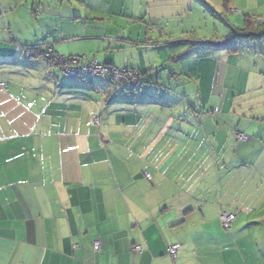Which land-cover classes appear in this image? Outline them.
I'll list each match as a JSON object with an SVG mask.
<instances>
[{"label": "crops", "instance_id": "obj_1", "mask_svg": "<svg viewBox=\"0 0 264 264\" xmlns=\"http://www.w3.org/2000/svg\"><path fill=\"white\" fill-rule=\"evenodd\" d=\"M130 1L34 0L14 18L0 0L11 10L0 14V264H247L238 227L198 226L233 212L217 195L233 183L221 173L232 157L228 55L207 41L183 49L188 66L141 60L170 47L149 43L157 29H119V17L146 24L145 14L172 36L167 24L183 6L142 0L147 13L128 17ZM41 45L62 57L97 49L101 64L142 73L144 88L122 95L107 76L68 78L26 55Z\"/></svg>", "mask_w": 264, "mask_h": 264}, {"label": "rangeland", "instance_id": "obj_2", "mask_svg": "<svg viewBox=\"0 0 264 264\" xmlns=\"http://www.w3.org/2000/svg\"><path fill=\"white\" fill-rule=\"evenodd\" d=\"M135 1H138L136 9L133 5ZM179 1L183 6L182 17L174 18L167 24L168 32L172 36L159 35L158 27L160 26L150 24L151 22L145 19L146 15L144 13L148 11L146 2L131 0L130 3L127 2L122 7L125 8L124 12L128 13V17L129 13L132 12L133 14H144L143 20L147 22H145L146 24L134 23L133 20L130 22V19L121 16L116 21L119 24L118 26H121L119 29H126L124 30L126 33L133 31L134 34H138L140 29L144 28L147 29L146 33L149 35L157 29V33L153 36L154 40L149 43L167 44L170 47L168 52L166 49L151 52L149 55L144 52V55L140 56L141 60L149 61L152 59L151 56L154 55L152 64L163 62L167 58L168 62H163L165 67L172 65L179 67L177 64H182L181 60H185L184 65L188 66L189 58L184 57L181 59L180 57L187 54L192 45H200L207 41L223 43L226 41L223 39L234 38L233 29L245 28V20H249V17L264 22V0ZM179 1L175 0V3L177 4ZM33 2L34 0H10L8 9L12 8L14 11L12 17L17 18L24 12L22 11L23 8L27 5L31 8ZM106 4L103 3L102 6ZM10 11H7L6 7L0 8V14L4 13L5 15ZM151 12L157 13L159 11L153 10ZM47 17L52 16L47 14ZM114 30L117 31V29ZM143 39L148 42L151 38L150 36H144ZM180 44L183 45L180 46ZM229 45H233V49ZM222 47L223 52L228 55L224 59L231 64L230 71L233 76L230 80L229 73L227 78L226 86L230 87V94L225 105L231 117L230 122L229 115L226 116L232 127V157L230 162L222 164L221 173L222 176L231 173L233 183L228 187V193L224 190V185H227V182L224 183L218 188L217 195L220 193L222 195L221 205L237 213V219L233 225L239 228V232L235 236L238 243L242 248L247 249V252H244L245 262L247 264H264V38L262 40L245 41L235 37L228 44L224 43ZM184 48L188 50H185L186 52L181 55ZM123 53L126 60H130L132 54L128 55V51ZM101 54L102 52L99 54L98 50L95 49L94 52L82 53L78 57L86 61L96 59L99 62ZM132 57L138 59L137 52H134ZM205 96L209 99L213 98L209 94ZM220 130L224 134L229 131L228 128H220ZM238 134L247 136L248 140H239ZM217 175L219 176V172L216 173ZM217 202H213L215 209H217ZM217 225L221 226V223H215V219L213 220L209 216L205 218V221H199L198 224V226H208L210 228ZM241 240H243L242 244L240 243ZM234 255L237 256V253L235 252Z\"/></svg>", "mask_w": 264, "mask_h": 264}, {"label": "built area", "instance_id": "obj_3", "mask_svg": "<svg viewBox=\"0 0 264 264\" xmlns=\"http://www.w3.org/2000/svg\"><path fill=\"white\" fill-rule=\"evenodd\" d=\"M25 53L29 56H36L43 58L51 69L60 70L65 76L70 78L79 79H92L96 76L105 75L113 82H118L119 90L123 93L127 92L129 88H137L140 83V77L136 76L134 71L127 69H118L113 66L104 65L98 62L96 59L84 60L80 57L65 58L57 54L52 45L38 46V47H25ZM240 140H248L245 135L239 136ZM146 177L150 179V174H146ZM236 214L235 213H223L221 215V222L224 228L231 227ZM101 241H96L94 247L100 249ZM179 245H175L170 249V255L173 259L176 258ZM134 251L142 252V246H135Z\"/></svg>", "mask_w": 264, "mask_h": 264}, {"label": "trees", "instance_id": "obj_4", "mask_svg": "<svg viewBox=\"0 0 264 264\" xmlns=\"http://www.w3.org/2000/svg\"><path fill=\"white\" fill-rule=\"evenodd\" d=\"M255 24H257V26H255ZM233 35H234V38H241V39H244L245 41L248 40V41H255V40H262L264 38V22H261L260 20H257L256 18L254 17H249V20H245V28H241L239 30H234L233 29ZM224 38H229V37H224ZM233 37L229 38V39H223V40H226L224 41L223 43H219L220 45H223L224 43L228 44L229 42H231L233 39ZM230 46V45H229ZM230 48L233 49V45L230 46ZM65 58H75V57H65ZM106 65V64H105ZM109 66H112V65H109ZM127 70H131V71H134L135 75L136 76H139L140 77V83H138L137 85V88H129L127 92L123 93L119 90V86H118V82H113L110 78H108V82L113 84L114 86H116V90L118 93L122 94V95H130V96H135V95H138L139 93H141V91L143 90V84H144V81H145V78H144V75L138 71H135V70H132V69H127ZM240 135H243V134H238V137ZM240 140V139H239ZM241 141H244V140H241ZM235 213L236 216H235V219L231 225L230 228L226 229L224 228L222 222H221V215L223 213ZM219 217L220 219V223H221V226H222V229L225 230V231H230V229L234 226L233 224L235 223L236 219H237V213L236 212H229V211H224L222 212ZM102 243V242H101ZM175 245H179L180 247L178 248V251H177V255H176V258L178 257V253L181 249V244H175ZM173 245V246H175ZM171 246V247H173ZM171 247L169 248V255H170V249ZM102 249V244H101V247L100 249H96L94 247V250L95 252H99L100 250ZM170 257L172 258V256L170 255ZM173 259V258H172ZM173 259V260H175Z\"/></svg>", "mask_w": 264, "mask_h": 264}, {"label": "clouds", "instance_id": "obj_5", "mask_svg": "<svg viewBox=\"0 0 264 264\" xmlns=\"http://www.w3.org/2000/svg\"><path fill=\"white\" fill-rule=\"evenodd\" d=\"M41 46H43V45H41ZM38 47V46H37ZM67 77V76H66ZM96 77H98V76H96ZM68 78H70V77H68ZM95 78V77H94ZM77 79V78H76ZM79 79V78H78ZM93 79V78H92ZM81 80H83V79H81ZM84 80H86V79H84ZM87 80H91V78L90 79H87ZM97 121V120H96ZM98 122V121H97Z\"/></svg>", "mask_w": 264, "mask_h": 264}]
</instances>
